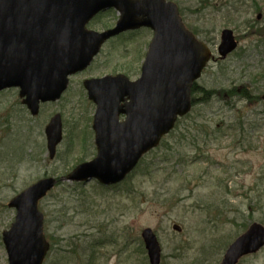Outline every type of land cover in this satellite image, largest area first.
<instances>
[{"label":"rangeland","instance_id":"1","mask_svg":"<svg viewBox=\"0 0 264 264\" xmlns=\"http://www.w3.org/2000/svg\"><path fill=\"white\" fill-rule=\"evenodd\" d=\"M172 1L183 10L186 26L216 57L198 84L218 91L243 87L256 100L227 98L228 104L222 97L201 99L129 178L114 188H101L66 181L77 164L96 152L95 105L81 82L91 75L117 72L137 77L153 33L124 34L108 42L90 68L71 76L63 97L44 105L37 117L21 105L18 89L4 91L0 264H8L2 233L16 214L8 202L48 175L63 181L40 203L52 245L44 264H150L141 236L145 228L157 235L161 264H219L229 245L252 223L264 225V0ZM117 18V11H111L89 26L102 30ZM224 28H232L240 44L221 60L217 48ZM56 113L62 115L64 136L52 160L44 130ZM239 264H264V247Z\"/></svg>","mask_w":264,"mask_h":264},{"label":"water","instance_id":"2","mask_svg":"<svg viewBox=\"0 0 264 264\" xmlns=\"http://www.w3.org/2000/svg\"><path fill=\"white\" fill-rule=\"evenodd\" d=\"M112 6L121 12L113 30H85L97 12ZM143 25L152 27L155 36L137 81L120 74L85 82L97 104L93 127L99 152L92 161L77 166L70 180L96 177L104 184L123 180L174 127L178 116L190 111L192 83L201 76L212 52L185 27L177 5L165 0H0V90L20 86L33 114L39 100L61 96L67 76L84 69L105 39ZM236 47L233 30L224 29L218 48L222 58ZM124 113L127 118L120 122ZM61 126L56 115L47 127L52 157L62 138ZM56 183L53 177L40 180L11 200L9 206L18 213L3 233L9 264L43 263L50 245L38 201ZM142 235L151 264H160L157 236L151 228ZM263 245L264 229L254 225L229 247L221 264H237L244 254Z\"/></svg>","mask_w":264,"mask_h":264},{"label":"trees","instance_id":"3","mask_svg":"<svg viewBox=\"0 0 264 264\" xmlns=\"http://www.w3.org/2000/svg\"><path fill=\"white\" fill-rule=\"evenodd\" d=\"M256 8H257V10H261V8H260V6L258 4L256 5ZM193 91L196 94H201L200 98H194L193 99L194 104H196V102L200 103L201 99H203L205 101L211 100L215 96L222 97L223 99H225L224 101H226L228 104H230L231 102H229L227 100V98H231L232 99L235 96L244 97V99H247L248 101L256 100V99H254L255 96L252 97V95H250V92L247 91L243 87L241 89L233 87L232 89L218 91V90H215V89H207V88H205L203 86H200V85H195L194 88H193ZM256 98H257V96H256Z\"/></svg>","mask_w":264,"mask_h":264},{"label":"bare ground","instance_id":"4","mask_svg":"<svg viewBox=\"0 0 264 264\" xmlns=\"http://www.w3.org/2000/svg\"><path fill=\"white\" fill-rule=\"evenodd\" d=\"M70 33H72V32H67L66 34H70ZM72 40H73V41H72ZM67 41H68V42H71V41H72L71 43H74V39H71V40L67 39ZM92 129H93V128H92Z\"/></svg>","mask_w":264,"mask_h":264}]
</instances>
